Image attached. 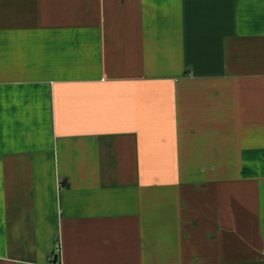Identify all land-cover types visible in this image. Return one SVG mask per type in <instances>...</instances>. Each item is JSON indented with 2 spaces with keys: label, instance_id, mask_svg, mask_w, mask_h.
I'll list each match as a JSON object with an SVG mask.
<instances>
[{
  "label": "crops",
  "instance_id": "crops-1",
  "mask_svg": "<svg viewBox=\"0 0 264 264\" xmlns=\"http://www.w3.org/2000/svg\"><path fill=\"white\" fill-rule=\"evenodd\" d=\"M264 264V0H0V264Z\"/></svg>",
  "mask_w": 264,
  "mask_h": 264
},
{
  "label": "water",
  "instance_id": "water-1",
  "mask_svg": "<svg viewBox=\"0 0 264 264\" xmlns=\"http://www.w3.org/2000/svg\"><path fill=\"white\" fill-rule=\"evenodd\" d=\"M57 263H58V261H57V256H56L54 259V264H57Z\"/></svg>",
  "mask_w": 264,
  "mask_h": 264
},
{
  "label": "built area",
  "instance_id": "built-area-1",
  "mask_svg": "<svg viewBox=\"0 0 264 264\" xmlns=\"http://www.w3.org/2000/svg\"><path fill=\"white\" fill-rule=\"evenodd\" d=\"M57 264H60L59 262Z\"/></svg>",
  "mask_w": 264,
  "mask_h": 264
}]
</instances>
